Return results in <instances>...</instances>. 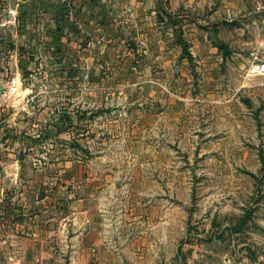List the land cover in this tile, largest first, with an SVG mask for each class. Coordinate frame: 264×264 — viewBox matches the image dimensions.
I'll return each instance as SVG.
<instances>
[{
	"label": "rangeland",
	"instance_id": "rangeland-1",
	"mask_svg": "<svg viewBox=\"0 0 264 264\" xmlns=\"http://www.w3.org/2000/svg\"><path fill=\"white\" fill-rule=\"evenodd\" d=\"M18 4L0 0L8 182L40 167L47 194L103 202L107 264H264V0H162L157 45L131 33L104 76H62Z\"/></svg>",
	"mask_w": 264,
	"mask_h": 264
},
{
	"label": "crops",
	"instance_id": "crops-1",
	"mask_svg": "<svg viewBox=\"0 0 264 264\" xmlns=\"http://www.w3.org/2000/svg\"><path fill=\"white\" fill-rule=\"evenodd\" d=\"M18 1L21 9L12 10L11 14L15 23L25 29L28 17L34 23V30L42 36L28 46L46 48L51 64L56 60L58 64H68V68H61L62 76L78 75L81 69L92 76L99 70L104 76L103 66L111 63L110 56L117 48L126 47L131 33L136 32L146 48L156 46L157 38L152 37L153 28L158 24L156 18L157 15L165 17L162 0ZM164 31H169L168 26ZM56 48H61L59 55ZM8 157L9 154H4L2 161ZM2 165L0 264L109 262L105 258L108 236L104 209H101L103 202L89 195L63 199L62 187L52 188L55 193L47 194L51 188L40 167L35 168L27 184L14 183L12 178L10 184L12 169L18 166L9 160ZM96 209L98 214H94Z\"/></svg>",
	"mask_w": 264,
	"mask_h": 264
},
{
	"label": "built area",
	"instance_id": "built-area-1",
	"mask_svg": "<svg viewBox=\"0 0 264 264\" xmlns=\"http://www.w3.org/2000/svg\"><path fill=\"white\" fill-rule=\"evenodd\" d=\"M68 1V0H64ZM252 73L255 75H264V64H255L252 66Z\"/></svg>",
	"mask_w": 264,
	"mask_h": 264
},
{
	"label": "trees",
	"instance_id": "trees-1",
	"mask_svg": "<svg viewBox=\"0 0 264 264\" xmlns=\"http://www.w3.org/2000/svg\"><path fill=\"white\" fill-rule=\"evenodd\" d=\"M222 48H225L224 46H222Z\"/></svg>",
	"mask_w": 264,
	"mask_h": 264
}]
</instances>
